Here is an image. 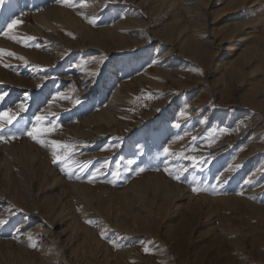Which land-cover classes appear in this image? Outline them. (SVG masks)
I'll return each mask as SVG.
<instances>
[{
    "label": "rangeland",
    "instance_id": "rangeland-1",
    "mask_svg": "<svg viewBox=\"0 0 264 264\" xmlns=\"http://www.w3.org/2000/svg\"><path fill=\"white\" fill-rule=\"evenodd\" d=\"M69 2L0 0V264H264V0Z\"/></svg>",
    "mask_w": 264,
    "mask_h": 264
},
{
    "label": "snow or ice",
    "instance_id": "snow-or-ice-1",
    "mask_svg": "<svg viewBox=\"0 0 264 264\" xmlns=\"http://www.w3.org/2000/svg\"><path fill=\"white\" fill-rule=\"evenodd\" d=\"M62 3L65 5V6H68V7H72L73 4L69 2V0H62ZM91 23H94V21H90ZM19 22L18 21H12L11 24L8 25V29H9V32H11V30L13 29V27L15 25H17ZM6 35H8L6 33ZM9 39H12L13 41H16L17 43H24L25 46H28L26 41L27 40H33L34 38L32 37H27L25 38L24 40H21V39H18L15 35H9ZM39 45H37L38 47ZM8 55V56H14L15 54L12 53V52H6L5 53V50L3 49H0V56L2 55ZM7 93H4L3 95H0V101H2L4 99V96H6ZM58 98H65V97H58ZM21 109L24 108V105H20L19 106ZM16 118V115L15 113H11V110L7 111V112H2L0 113V131H3L4 127L6 125H11L14 120ZM46 117L45 116H37L36 117V121H37V124H34L32 126V128L30 130H27L25 132L26 135H28L33 141L37 142V143H40V144H45V143H48L46 141H44L43 139H41L42 136L44 135H47V134H50L51 132L55 131V128L56 126L53 125L52 127H42V126H39L40 125V122L45 120ZM8 139H15L16 136L15 134L13 133L11 136L7 137ZM5 136L3 135H0V141H5ZM51 146L53 148V162H63L64 165H65V169L70 171L71 170V164L72 163H75V161H71V154L68 153V154H65V155H60L58 154V151L57 150H61V149H69V145L67 144H61L57 141H51ZM164 152L165 153H168L169 152V149L168 148H165L164 149ZM99 171V169H97V172ZM141 171H143V169H141ZM96 172H94L92 174L93 177L96 176ZM114 176H117L118 173H113ZM175 179H179V176H175L174 177ZM91 179V177H90ZM194 191H199L200 189H193ZM6 223V221L4 220H0V224H4ZM86 223H89V224H92L94 223V221H91V220H88L86 221ZM29 240H31V237H29ZM30 247H35V244H30L29 245ZM149 250L146 248L145 249V252H148Z\"/></svg>",
    "mask_w": 264,
    "mask_h": 264
},
{
    "label": "bare ground",
    "instance_id": "bare-ground-1",
    "mask_svg": "<svg viewBox=\"0 0 264 264\" xmlns=\"http://www.w3.org/2000/svg\"><path fill=\"white\" fill-rule=\"evenodd\" d=\"M243 65H241V69H243L244 70V64L245 63H242ZM155 135H162L163 134V127H160V128H157V129H155ZM145 136H150V132L149 131H147V132H145V133H143V137H145Z\"/></svg>",
    "mask_w": 264,
    "mask_h": 264
}]
</instances>
